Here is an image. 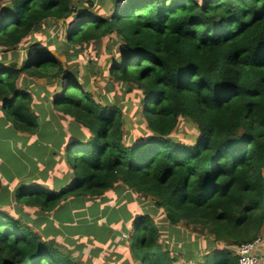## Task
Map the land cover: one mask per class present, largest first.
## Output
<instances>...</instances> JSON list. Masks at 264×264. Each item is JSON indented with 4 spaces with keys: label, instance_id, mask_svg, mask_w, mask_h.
<instances>
[{
    "label": "trees",
    "instance_id": "obj_1",
    "mask_svg": "<svg viewBox=\"0 0 264 264\" xmlns=\"http://www.w3.org/2000/svg\"><path fill=\"white\" fill-rule=\"evenodd\" d=\"M79 1L0 0V54L49 20L71 19L65 39L73 47L116 36L122 43L110 74L136 85L147 129L128 138L122 110L97 103L46 49L33 46L20 67L0 62L3 159L16 162L20 152L7 153L19 151V135L53 146L47 160L34 156L30 173L39 176L11 194L3 180L10 168L0 166V206L50 220L61 207L122 195L113 209L90 216L85 230L62 232L47 218L44 237L0 211V264H120L123 251L122 264H238L236 249L264 235V0H115L108 16L92 10L95 0ZM23 74L60 79L50 103L73 120L68 132L39 130L34 99L19 86ZM180 118L196 127L192 143L172 138ZM163 224L168 240L159 239Z\"/></svg>",
    "mask_w": 264,
    "mask_h": 264
},
{
    "label": "rangeland",
    "instance_id": "obj_2",
    "mask_svg": "<svg viewBox=\"0 0 264 264\" xmlns=\"http://www.w3.org/2000/svg\"><path fill=\"white\" fill-rule=\"evenodd\" d=\"M114 1L115 0H95L92 10H94L96 14L108 16L112 10ZM74 2L81 3L79 0H74ZM2 11L3 10L0 9V12ZM70 20L71 19H68L66 22L62 20L47 21L40 30L28 37L19 48L6 53H1L0 62H4L6 65L16 62L20 67L29 50H31L33 46L37 45L36 48L48 50L54 58L60 61L64 75L78 78L80 83L85 88L89 89L97 103H105L122 110L125 121L123 130L128 138L135 140L136 138L139 139L144 137L143 133L144 130L147 129V126L146 122L142 118V106L140 104L141 96L136 90V85L133 83H122L116 81L110 74L111 62L113 59L118 58L119 48L121 47L122 42L116 38V36L108 35L99 41H94L89 44H80L77 47H73V45H66L65 33L68 30L67 24ZM59 80L60 79L55 80L50 78L38 79V77H33L28 74L21 75L19 79L20 88L29 92L34 99L35 105L33 109L38 115L39 130L40 128H45L46 131L49 129H56L58 131L56 132L57 136L61 134V129H58L59 125L60 127L63 126L62 129H64L65 132H68L69 126H71V122L73 121L64 114L63 109L56 108L50 103L53 95H55L57 91ZM7 132V128L0 126V137ZM196 134L195 125L187 119L180 118L177 129L172 134V138L180 142L192 143L195 139L194 137L197 136ZM0 142L3 141L0 140ZM17 151L18 150H16V152ZM56 168H59V164L56 165ZM33 185L34 184H30V186ZM33 192L34 190H31L29 193ZM43 192L49 193L52 191L45 189ZM134 195L138 197V194L134 193ZM121 196L122 195H119L117 191L110 192V196H106L105 199H98L94 202V204H91L90 202L86 203L85 209H82L81 207H61V211L57 216L54 215L55 213L53 214L55 217L54 223L57 224V227L62 232H65V230H67L70 226L80 227L82 230H85V225L83 226V224H92L89 218L90 216L98 215L100 213V209H106V212L111 206H113V209L114 205H116ZM112 197H114V200L110 203ZM138 199L142 200L141 196H139ZM144 199L147 200L145 203H148V207L146 208L150 209V211H156V208L153 207L154 203L148 202L151 199L148 197H144ZM149 204L151 205L149 206ZM0 211L22 219L25 223L32 227L34 232L40 233L43 237L48 235L46 229L43 228V226L47 223V215L39 216L29 210H21L22 213L19 215L18 213L20 212L15 204H12L11 206H0ZM91 211L92 213L90 214ZM156 212L159 213L160 210ZM131 213L132 212L130 211V214ZM156 215L154 216V214H152V218L157 222V225L155 223V226L159 227L160 224ZM53 216H50L51 221H53ZM114 216L123 217L124 214L116 210L114 212ZM40 219H45L43 225L38 223ZM50 220L48 222H51ZM48 224L51 225V223ZM100 224L101 221L98 222V225ZM164 227V224L160 227V240H168L167 235L170 234V226L166 225V228ZM191 228L192 227H186L185 225H179L177 230L187 232L191 236H196V232ZM164 234H166V236H164ZM51 238H54L56 241L59 240L58 237L51 236ZM127 239L128 237L125 236L120 237V240ZM59 244H61L62 247L64 245L63 241L59 242ZM96 245L103 250H107V246L99 245L97 243ZM172 245L173 244H171V246ZM66 248L71 250L73 246L69 245ZM174 255L176 254L174 253ZM119 257L123 260L126 257H129V254L123 251L120 253ZM178 258H180V256H178ZM122 260L117 261V263L120 262V264H122ZM179 261L182 260L179 259ZM108 264H112L110 259H108ZM179 264H181V262H179Z\"/></svg>",
    "mask_w": 264,
    "mask_h": 264
},
{
    "label": "crops",
    "instance_id": "obj_3",
    "mask_svg": "<svg viewBox=\"0 0 264 264\" xmlns=\"http://www.w3.org/2000/svg\"><path fill=\"white\" fill-rule=\"evenodd\" d=\"M7 126H10V125L8 124ZM19 136L22 138V140L18 146L19 151H20V155H19V157L16 156V162L15 163H13V164L7 163L8 158L4 157V159H3L4 155L2 153H0V166L7 163L9 168H10V172L3 176L4 184L9 187V194H11L14 191V189L21 182L28 181L30 179L34 180L35 177L39 176V174H37L36 176L33 177V176H31L32 173H30V171L33 170L34 156L37 157V159L35 160L34 163H36L37 160L42 159L44 154H45V156L43 158H45V160H47V158L50 157V154L53 150V146L51 144H49L46 148H44L42 143L41 144L37 143L36 141H34V139L32 137H28L27 135H19ZM0 140L1 141L6 140L4 135L2 137H0ZM12 152L15 154V152H16L15 146L12 147V149H10V151L7 153V155L11 154ZM26 154H28V155H26ZM18 164H21L24 167V172L22 174L13 171L15 166ZM38 164L41 165V163H39V162H38ZM47 168H49V166L48 167L43 166V170L46 169L45 171H47L48 170ZM51 174H54V172L51 171L50 175ZM10 202H11V200H10ZM12 203H13V201H12ZM257 256L260 259V264H264V238H263L262 244L259 246V248L257 250Z\"/></svg>",
    "mask_w": 264,
    "mask_h": 264
},
{
    "label": "built area",
    "instance_id": "obj_4",
    "mask_svg": "<svg viewBox=\"0 0 264 264\" xmlns=\"http://www.w3.org/2000/svg\"><path fill=\"white\" fill-rule=\"evenodd\" d=\"M84 3L94 2V0H81ZM264 235L258 237L255 241L243 244L236 249L238 264H260L257 256V250L262 244Z\"/></svg>",
    "mask_w": 264,
    "mask_h": 264
},
{
    "label": "clouds",
    "instance_id": "obj_5",
    "mask_svg": "<svg viewBox=\"0 0 264 264\" xmlns=\"http://www.w3.org/2000/svg\"><path fill=\"white\" fill-rule=\"evenodd\" d=\"M237 254V253H236Z\"/></svg>",
    "mask_w": 264,
    "mask_h": 264
}]
</instances>
